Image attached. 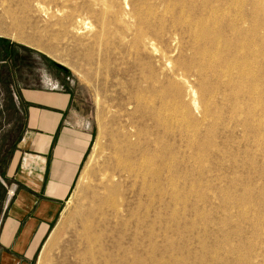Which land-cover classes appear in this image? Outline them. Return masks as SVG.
<instances>
[{
	"label": "rangeland",
	"instance_id": "obj_1",
	"mask_svg": "<svg viewBox=\"0 0 264 264\" xmlns=\"http://www.w3.org/2000/svg\"><path fill=\"white\" fill-rule=\"evenodd\" d=\"M194 7L0 0V215L21 88L70 94L93 131L33 264L51 237L45 264H264V70L244 81L204 59L182 23Z\"/></svg>",
	"mask_w": 264,
	"mask_h": 264
},
{
	"label": "crops",
	"instance_id": "obj_2",
	"mask_svg": "<svg viewBox=\"0 0 264 264\" xmlns=\"http://www.w3.org/2000/svg\"><path fill=\"white\" fill-rule=\"evenodd\" d=\"M20 90L27 119L14 147L18 159L11 168L10 198L0 215V264H33L93 140L91 125L79 116L70 94L30 86Z\"/></svg>",
	"mask_w": 264,
	"mask_h": 264
},
{
	"label": "bare ground",
	"instance_id": "obj_3",
	"mask_svg": "<svg viewBox=\"0 0 264 264\" xmlns=\"http://www.w3.org/2000/svg\"><path fill=\"white\" fill-rule=\"evenodd\" d=\"M190 1L198 15H183L182 23L193 29L196 39L206 45L202 57H222L221 67L226 73L236 74L244 81L251 78L256 81L255 75L264 70V0ZM180 9L184 14V8ZM248 86L256 97L259 87L255 83ZM86 238L91 243L92 237L87 234ZM53 239L46 243L38 264L46 263Z\"/></svg>",
	"mask_w": 264,
	"mask_h": 264
},
{
	"label": "flooded vegetation",
	"instance_id": "obj_4",
	"mask_svg": "<svg viewBox=\"0 0 264 264\" xmlns=\"http://www.w3.org/2000/svg\"><path fill=\"white\" fill-rule=\"evenodd\" d=\"M13 133L15 134L16 133V130L14 129L12 132H11V135L9 136V141L14 139L15 136H13ZM11 150V149H9Z\"/></svg>",
	"mask_w": 264,
	"mask_h": 264
}]
</instances>
